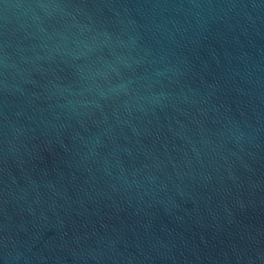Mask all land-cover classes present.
Returning <instances> with one entry per match:
<instances>
[{"label": "water", "instance_id": "95a60500", "mask_svg": "<svg viewBox=\"0 0 264 264\" xmlns=\"http://www.w3.org/2000/svg\"><path fill=\"white\" fill-rule=\"evenodd\" d=\"M0 264H264V0H0Z\"/></svg>", "mask_w": 264, "mask_h": 264}, {"label": "clouds", "instance_id": "9594fccd", "mask_svg": "<svg viewBox=\"0 0 264 264\" xmlns=\"http://www.w3.org/2000/svg\"><path fill=\"white\" fill-rule=\"evenodd\" d=\"M41 7L46 8L47 6L46 5H41ZM85 47H88V45H85ZM89 50H91V49L89 48ZM112 70L115 71V69H112ZM101 95H103V93H101Z\"/></svg>", "mask_w": 264, "mask_h": 264}]
</instances>
